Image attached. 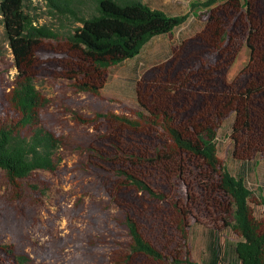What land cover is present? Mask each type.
I'll return each mask as SVG.
<instances>
[{"label": "trees", "instance_id": "16d2710c", "mask_svg": "<svg viewBox=\"0 0 264 264\" xmlns=\"http://www.w3.org/2000/svg\"><path fill=\"white\" fill-rule=\"evenodd\" d=\"M47 1L58 27L40 24L31 0H0L17 71L10 92L0 86V170L17 199L30 177L55 173L69 148L67 137L48 125L49 100L34 81L64 79L78 92L99 94L111 66L135 58L156 36L173 38L188 19L144 0ZM199 7L204 28L174 45L136 84L144 123L112 113L90 121L87 165L123 213L131 239L112 253V264H197L188 242L195 224L232 228L242 238L241 263L264 264V221L254 216L253 194L228 172L215 144L235 115L234 158H264V0H207ZM245 45L249 61L229 80ZM35 195L40 201L42 193ZM0 264L45 263L5 244Z\"/></svg>", "mask_w": 264, "mask_h": 264}, {"label": "rangeland", "instance_id": "374dc122", "mask_svg": "<svg viewBox=\"0 0 264 264\" xmlns=\"http://www.w3.org/2000/svg\"><path fill=\"white\" fill-rule=\"evenodd\" d=\"M31 13L40 24L59 26L51 17L47 0H31ZM207 0H144L169 15H188L174 30L173 38L160 35L150 39L133 59L111 66L109 80L99 94L78 92L64 79H39L35 88L49 100L48 125L69 140L68 150L55 173L39 172L30 177L20 199L6 184L0 170V246L17 244L45 264H112L114 251L128 248L131 239L125 218L100 186L87 159V146L94 131L90 124L99 115L116 114L144 123L147 116L139 106L136 84L149 68L171 56L172 47L200 32L205 23L196 16L199 4ZM225 0H222L224 2ZM0 86L10 92L17 71L5 37L0 16ZM243 46L228 72L233 80L249 61ZM235 115L226 119L216 135L217 155L228 172L242 179L252 192L255 218L264 221V158L238 161L231 139ZM33 186L36 188L33 189ZM35 192H41L40 201ZM191 257L197 264H242L236 247L242 238L232 228L214 231L206 225H193L189 234Z\"/></svg>", "mask_w": 264, "mask_h": 264}, {"label": "crops", "instance_id": "0c3cea01", "mask_svg": "<svg viewBox=\"0 0 264 264\" xmlns=\"http://www.w3.org/2000/svg\"><path fill=\"white\" fill-rule=\"evenodd\" d=\"M198 1H201V0H198ZM163 11V10H162Z\"/></svg>", "mask_w": 264, "mask_h": 264}]
</instances>
